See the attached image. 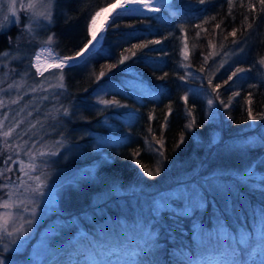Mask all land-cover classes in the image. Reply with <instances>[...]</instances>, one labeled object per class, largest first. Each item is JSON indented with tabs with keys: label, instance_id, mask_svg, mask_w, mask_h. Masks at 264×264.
<instances>
[{
	"label": "trees",
	"instance_id": "trees-1",
	"mask_svg": "<svg viewBox=\"0 0 264 264\" xmlns=\"http://www.w3.org/2000/svg\"><path fill=\"white\" fill-rule=\"evenodd\" d=\"M113 1L61 0L58 12L66 11L71 19L66 23L65 16L58 14L51 27V31L56 33L59 45L56 51L60 54L72 55L80 47H83L87 42L85 31L88 16ZM176 3L185 5V0H176ZM238 4L239 0H237V6L232 11V16L228 15L226 0H213V3L207 5L192 3L190 6H183L179 9V16H171L169 12L173 10L162 8L161 13L151 14L158 18L124 19L118 28H107L103 42L98 48L102 49L100 54H94L92 58L86 56L80 66L71 70L65 69L67 97L75 101V104L79 106L80 113H82L74 123L79 124L82 128L105 134L110 138L99 148L92 149L90 147L91 153L86 158V160L96 162L95 175L93 178L85 180L87 190H90L89 193L105 190L109 191L110 195L98 203L99 210L94 213L96 220L87 224L88 231L78 236V240L83 242V246L101 240L99 235L103 231V225H107V218H112L110 220L117 225L119 221L115 212L117 211L115 204L121 202L122 199L120 198L134 197L140 200L144 195L150 198L156 193H163L172 188L189 186L197 181L201 183L199 179L195 180L196 173L207 172L218 163L229 164L230 160L235 161L239 157L223 150L227 142L256 132L262 126L264 120L255 121L254 126L249 125L252 121L247 120V113L241 106L243 104V92L241 97L236 98L240 103H235L227 112L221 108L218 112V118H213L207 109V97L203 93L200 95L190 94L188 105H185L181 99L189 89L195 90L196 85H198V89L201 88L202 81L200 78L197 77L195 80L188 81L187 87L181 86L183 82L176 78L177 75L184 73L183 69H180L179 72L176 71L179 63L190 64L192 71H198L204 67L205 72L202 75L212 78L210 73L213 66V56H210L207 64L204 63V57L214 53L215 49L221 48V45L223 48L231 45L233 38L229 36V33L233 28L239 30L236 39L242 38V25L247 23L243 20L242 14L246 13ZM205 15L215 17V19H208L207 22L202 23L196 18ZM233 16L235 17L234 20ZM129 24L135 25L134 35H128V33L133 32V29L128 27ZM194 24H199L200 28H194L192 26ZM217 24H220L219 29L216 28ZM177 25H183L187 30L190 56L186 61L182 55L184 36L177 30ZM149 26L151 31H148ZM15 29L17 27L13 26L9 30L0 32V48H7L9 45L8 37L13 38L15 36ZM204 29L207 31H203ZM198 31L200 32L199 36H197ZM170 32L174 35L164 40L162 45L156 46L163 47L168 53L167 56L148 49L132 48V45L137 43L162 39L164 36H168ZM244 35L248 36L249 45L246 49V58L251 60H245L243 65L249 62L248 67L251 62H256L264 57V20L256 22L251 30V35L248 33H244ZM209 41L216 47H210ZM31 51L33 49L30 48L29 52ZM131 51L137 52V56L133 60L126 61L124 65H118L111 72L108 71V65L118 64L121 54L130 56ZM109 52H111L110 56L108 55ZM142 53L145 55L144 59L140 58ZM101 71L107 74L98 81L97 77ZM257 72L255 79L260 86L252 90L254 92V114L264 112V84L261 83L264 80V71ZM165 73L167 75L164 80L157 79ZM140 78H143L145 84L157 92L156 97L141 94L138 87ZM217 82H222V80L218 78L213 81L214 84ZM241 82L243 81L239 83L242 84ZM203 84L204 87H207L206 80L203 81ZM103 87H105L104 90L106 89L103 96L120 100L121 103L127 104L128 108L104 109L103 105L93 107L94 98ZM243 87L247 89L248 86L243 85ZM220 93L221 98L227 102L230 93L225 92L224 88L220 89ZM168 106H171L172 114L168 117V127L161 132L159 123L163 121ZM131 111H137L138 116L129 119ZM189 112H191V117L188 116ZM149 113L155 119L149 120ZM228 114L231 115L232 119L227 118ZM193 117L199 127L185 131V124L191 122ZM105 119L107 125L102 123ZM149 126L153 129L152 133L148 132ZM215 128L220 129L221 136L213 141L212 131ZM182 134L185 141L177 148L176 144ZM153 135L155 139H163L164 141L163 157H157L150 147L154 144ZM84 139L89 138L84 137ZM109 140H113V142L110 143ZM155 147L159 148V145H155ZM137 151L140 154L133 157V153ZM258 153L264 154V147L254 146L251 153L240 157L238 165L240 167L245 166L247 161L254 159L253 156ZM78 160L82 159L76 161ZM244 160L247 161L244 162ZM158 167L163 170L155 179H149L144 174L146 171L155 173ZM236 183L252 204L260 203L264 209V191L249 188L243 185L240 180H236ZM117 186L133 189L127 195L120 196V194L111 191V187ZM215 195L210 191L208 195L209 204L200 212V220H205L210 224L213 212L212 197L215 198ZM176 205L183 207V200L176 202ZM86 209L89 210V206ZM177 209L176 211H178ZM141 212L130 216L131 219H129L127 227L136 225L137 217H139L145 222L151 221L152 229L160 234V250L157 251L155 258L149 264H152V261L156 259L159 260V264H190V261L198 259V246L200 245L197 243L196 234L193 231L194 224L192 226L191 223L182 222L175 215L171 218L172 214L168 212V209H164L165 213L161 218L154 217V215L148 217V213ZM227 221L230 223L229 218ZM225 247L233 249L230 241L225 243ZM74 249L81 252L80 247ZM244 256L240 257L245 260L244 264L249 263ZM50 264H55V261L53 260Z\"/></svg>",
	"mask_w": 264,
	"mask_h": 264
},
{
	"label": "snow or ice",
	"instance_id": "snow-or-ice-1",
	"mask_svg": "<svg viewBox=\"0 0 264 264\" xmlns=\"http://www.w3.org/2000/svg\"><path fill=\"white\" fill-rule=\"evenodd\" d=\"M61 0H0V32L8 24H14L20 28L21 36L27 37L26 45L16 43L13 45L11 37H8V44L13 50L0 52V264H12L15 254H17L24 244V239L30 235L33 226L37 223V215L40 210V203L44 202L51 205L57 194L55 181H52V172L49 170L50 164L55 161L54 157L62 156L60 149L66 148L65 133L63 128H58L62 120L71 121L76 115L79 106L75 103L68 105L62 102L67 98V85L65 83V69L71 70L81 65L87 56L92 58L94 54H100L102 49H97L107 28L116 29L124 19H153L151 14H159L162 8L173 10L169 12L171 16H179V9L183 6H190L192 3L207 5L213 3V0H185V5H179L176 0H114L100 7L88 16L85 39L87 43L80 47L72 55H60L56 48L59 46L55 32L50 29L55 23L58 14L65 16V22L71 17L66 11L60 9ZM228 5V15L232 16L233 9L237 6V0H226ZM238 6L244 10L243 20L247 23L242 25L243 32L241 39H236L238 29L233 28L229 33L233 39L231 46L222 53H210L204 57V63L207 64L210 56H219V60H213L212 78L202 75L205 68L201 67L198 71H192L191 65L186 63L177 64L176 71L184 70L183 75H177V79L182 83L181 86L187 87L188 81L195 80L197 77L202 81L200 89H189L181 99L185 105L189 104V95H200L203 93L206 99L207 109L212 115L222 108L227 112L235 103H240L236 98L244 93L243 104L244 111L247 113L248 121L264 120V112L254 114V92L260 84L249 83L247 89L240 84V81H247L248 76L254 69L264 67V57L254 62L249 67L241 66L244 62V54L248 48V36L258 20H264V0H239ZM130 12L142 13L130 15ZM106 26L97 28L98 19L105 15ZM197 19L202 23L215 17L198 16ZM235 17L233 16V20ZM23 20V24L21 21ZM199 29V24L192 25ZM133 32L128 35H134L135 25L129 24ZM220 28V24L216 25ZM177 30L184 36L182 55L184 60H188L190 52L187 44V30L183 25H177ZM148 31H151L149 26ZM203 31H207L204 29ZM42 33L44 34L42 37ZM169 33L162 39H153L147 43H137L132 45L133 49H148L162 53L167 56L168 53L162 45L164 40L173 36ZM200 32H197V36ZM90 37V38H88ZM179 39V37H177ZM33 49L31 52L23 50L24 47ZM209 46L215 48L216 45L209 41ZM223 48V45H221ZM111 55V52L108 53ZM137 56L136 51H131V55H123L118 59V64L108 65V71L118 65H124L126 61L133 60ZM141 59L145 58L142 53ZM162 58V57H161ZM44 61V63H41ZM86 62V61H85ZM23 65V69L19 66ZM218 65V66H217ZM48 73L49 75H45ZM107 73L101 71L97 80L105 77ZM167 73L157 77L158 80H164ZM226 78H223L225 77ZM222 82L213 83L216 79ZM207 82L204 87L203 81ZM264 84V80L261 81ZM99 87V85H98ZM142 95H151L152 89L145 84L143 78H140L138 84ZM224 88L230 96L225 102L221 98L220 89ZM87 91V90H86ZM95 91V90H94ZM101 91H106L102 90ZM162 91V89H161ZM103 105L104 109L128 108L127 104L121 103L117 99H101L99 94L94 98L93 107ZM172 114L171 106L164 115L163 121L159 123L161 132L168 127V117ZM137 111H131L129 117L136 118ZM191 117V112L188 113ZM227 118L232 119L228 114ZM83 119V117H81ZM149 120L155 117L149 113ZM107 125V120L102 121ZM199 127L195 118L185 124V131H191ZM243 131V130H241ZM148 132L152 133L151 126ZM55 134L59 139L52 140ZM82 138V137H81ZM154 144L150 145L157 157H163L164 141L155 139L152 136ZM185 141L182 134L176 147H180ZM104 144L99 140L96 147ZM159 145V148L155 147ZM259 146L264 147V136L259 138ZM76 147H81L79 144ZM139 151L133 153V157L138 156ZM67 159V156L63 157ZM138 163V161H137ZM163 169L158 167L155 173L146 171L144 174L149 179H155L161 174ZM251 178L254 173L250 169L246 174ZM51 181V184L49 183ZM246 183L247 181H242ZM259 187L264 191V176L259 177ZM218 186L209 182L208 189H202L197 186L194 189L185 188V195L180 197L183 200V207L173 211L178 219H191L201 208H206L209 204L208 195L210 191L217 190ZM227 209V203H226ZM264 215V210L261 211ZM156 215L154 214V217ZM195 226V221L193 220ZM151 231V230H150ZM152 233V239L146 244L152 255L156 256L160 250L159 233ZM239 249H235L237 260L233 264H244L240 257L247 254L249 241L247 238L239 240ZM135 264H142L136 261ZM152 264H159V260L152 261ZM264 264V261H261Z\"/></svg>",
	"mask_w": 264,
	"mask_h": 264
},
{
	"label": "rangeland",
	"instance_id": "rangeland-1",
	"mask_svg": "<svg viewBox=\"0 0 264 264\" xmlns=\"http://www.w3.org/2000/svg\"><path fill=\"white\" fill-rule=\"evenodd\" d=\"M106 15L98 19L97 28L106 26ZM21 24H23V20ZM13 26L17 27L14 24H8L4 30H9ZM43 35L42 33V37ZM12 41L13 45L16 43L26 45L27 37L21 36L19 27L15 29V36ZM102 42L103 39L97 49ZM230 46L217 48L214 53H222ZM12 50L13 48L9 45L7 48H0V52H11ZM23 50L29 52L30 48L25 46ZM214 59L219 60L220 57L213 56ZM243 59L244 61L251 60L246 58V53ZM253 63L254 61L251 62V65ZM247 65H249V62L241 66L247 67ZM19 67L23 69V65ZM214 70L215 68L212 66L211 75ZM257 71H264V67L254 69L248 74L250 78L241 83L244 86H248L249 83H256ZM45 75L49 74L45 73ZM195 87V89H198V85ZM104 92L100 91L98 93L100 98L109 99L103 96ZM156 93L155 90H152L150 96L156 97ZM62 102L66 105L75 103L73 99L68 97L62 99ZM81 115L82 113L78 110L71 121L62 120L57 126L63 128L66 137V148L60 149L62 156L52 158L55 162L51 163L49 168L52 172V181L56 183L57 194L51 205L44 202L40 203L37 223L33 226L30 235L23 238L24 244L19 252L15 254L12 264H50L53 260L55 264H135L136 261L149 264L155 256L151 254L146 242L152 239L151 231L153 233L157 232L152 229L151 221L145 222L139 217L136 220L137 224L128 228L127 224L131 219L130 216L142 211L141 213H148V217L155 214L158 218H161L165 213L164 209H168V212L172 214L170 217L173 218V211H176L179 207L176 202L181 201L180 197L185 195V188L190 190L201 186L202 189H208L209 182L218 186L217 190L211 191L216 194L215 198L212 197L211 224L205 220H200V212L204 210L203 207L191 219H180L182 222L191 223L192 226L193 220L195 221L193 231L200 246H198V259L190 261V264H233V261L238 259L235 249L241 247L238 243L241 238H247L249 241L247 254L244 258L250 264H261V261H264V215L261 214L264 209L260 203L252 204L236 183V180H240L243 185L249 188L260 189L259 177L264 176V169H262L264 154L258 153L250 161L244 160V162L247 161L245 166L240 167L238 163L240 157L251 153L254 146H259V138L264 136V122L256 132L227 142L223 150L227 153H234L239 157L235 161L230 160L229 164L218 163L207 172L196 173L195 180L199 179L202 184L198 181L193 182L189 186L172 188L163 193L159 192L160 194L156 193L157 195L155 194L150 198L147 195L140 196V200L134 197L120 198L122 199L121 202L119 200L120 203L115 204L117 207L115 212L119 221L117 223L118 227L111 221L112 218H110L111 220L107 218V225H103V231L99 235L101 240L83 246V242L78 240V236L88 231L87 224L96 220L94 213L99 210L98 203L110 195V192L105 190L90 193V190H87L85 180L91 179L95 175L96 162L86 160V158L91 153L90 147L95 149L99 140L105 142L110 138L105 134L75 124L74 121ZM211 117L218 118V112L215 115L211 114ZM128 118L130 119V117ZM255 124L256 122L252 121L249 125L254 126ZM220 136V129L215 128L212 131L213 141L219 139ZM84 137L89 139H84ZM55 139H59V137L53 134L49 143ZM109 142L112 143L113 140H109ZM77 144L81 147H76ZM64 156H67V159H64ZM77 159L82 160L76 161ZM250 169L254 175L248 178L246 174ZM244 180L247 182H242ZM49 183L51 184V181ZM111 188V191L120 194V196L127 195L133 189L120 186ZM226 203L227 209L225 207ZM88 206L89 210L86 209ZM227 218H229L230 223H228ZM227 241L231 242L233 249L225 247ZM75 247H80L81 252L74 249Z\"/></svg>",
	"mask_w": 264,
	"mask_h": 264
},
{
	"label": "bare ground",
	"instance_id": "bare-ground-1",
	"mask_svg": "<svg viewBox=\"0 0 264 264\" xmlns=\"http://www.w3.org/2000/svg\"><path fill=\"white\" fill-rule=\"evenodd\" d=\"M101 43V42H100ZM100 45V44H99ZM99 45H97V47L99 46ZM41 63H44V61H42Z\"/></svg>",
	"mask_w": 264,
	"mask_h": 264
}]
</instances>
